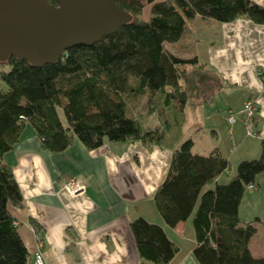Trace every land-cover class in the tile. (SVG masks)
Segmentation results:
<instances>
[{
	"label": "trees",
	"instance_id": "obj_1",
	"mask_svg": "<svg viewBox=\"0 0 264 264\" xmlns=\"http://www.w3.org/2000/svg\"><path fill=\"white\" fill-rule=\"evenodd\" d=\"M111 1L132 17L113 34L90 46H74L56 63L39 68L14 58L0 63V264H29L8 212L9 204H20V191L1 160L26 124L52 153L64 150L74 136L88 149L98 148L103 139L171 147L184 122L186 90L180 80H187L186 66L198 61L171 54L165 43L178 41L185 20L196 15L207 23L247 19L264 25V5L250 0ZM145 6L149 16L142 20ZM126 96L144 97V117L155 115L158 124L145 127L142 115L132 117ZM191 149L192 141L186 139L173 150L167 175L153 197L156 210L173 227L191 216L199 199L192 216L198 264H264V254L254 257L248 248L259 219L241 222L238 217L245 189L264 174V139L258 158L240 161L229 182L204 192L229 163L217 153L199 156ZM130 230L142 260L164 264L174 256L176 247L159 225L136 218ZM262 230L264 236V223Z\"/></svg>",
	"mask_w": 264,
	"mask_h": 264
},
{
	"label": "crops",
	"instance_id": "obj_2",
	"mask_svg": "<svg viewBox=\"0 0 264 264\" xmlns=\"http://www.w3.org/2000/svg\"><path fill=\"white\" fill-rule=\"evenodd\" d=\"M250 1L264 5V0ZM164 46L171 54L195 56L198 61L186 66L187 80H180L186 90L184 122L180 138L171 147L103 139L98 148L88 149L74 136L64 150L52 153L26 124L18 142L2 154L21 195L20 204H9L8 212L29 254V264L37 249L42 251L44 264H153L142 260L136 249L130 230L136 218L159 225L176 247L172 259L164 264H198L193 255L192 216L199 199L190 217L170 227L156 210L153 197L167 175L173 150L186 139L192 141L193 154L217 153L229 163L228 170L202 192L229 182L240 161L260 156L264 82L258 72H264V25L247 19L207 23L196 15L185 20L178 41ZM190 95L193 105L189 109ZM249 99L258 108L255 117L245 121L241 114ZM228 109L238 117L233 124L226 121ZM144 114L140 115L145 127L150 117L158 124L157 116ZM69 180L82 186L76 195L64 186ZM263 187L264 174H259L254 186L246 188L248 195L244 191L238 208L239 217L242 203H255L256 209L251 206L249 213L260 221L256 234L263 225ZM256 234L248 243L253 256V249L261 243L254 240Z\"/></svg>",
	"mask_w": 264,
	"mask_h": 264
},
{
	"label": "water",
	"instance_id": "obj_3",
	"mask_svg": "<svg viewBox=\"0 0 264 264\" xmlns=\"http://www.w3.org/2000/svg\"><path fill=\"white\" fill-rule=\"evenodd\" d=\"M111 0H0V63H56L74 46H90L131 23Z\"/></svg>",
	"mask_w": 264,
	"mask_h": 264
},
{
	"label": "rangeland",
	"instance_id": "obj_4",
	"mask_svg": "<svg viewBox=\"0 0 264 264\" xmlns=\"http://www.w3.org/2000/svg\"><path fill=\"white\" fill-rule=\"evenodd\" d=\"M142 12H143L142 16H141L142 20H147L148 16H149L148 6L144 7ZM1 68L3 70H6L5 67H1ZM125 99H127L126 102H127L128 112H129V114L132 117L135 118V117L139 116L141 113H144V111L146 109V107H145L146 102H145V98L144 97H137V98L133 99V96H128V97L126 96ZM192 100H193V96L190 95L189 101H188V108L189 109L193 105L191 103ZM60 117L63 120V115L61 114V112H60ZM146 125L147 126H154L155 125L154 118L150 117L149 119H147ZM234 169H235V167H231L232 171ZM263 192H264V187H263ZM245 195H248V190H246V189H245ZM242 205H244V207ZM242 205H241L242 207H240V210H239V217L241 219L246 218L247 220H254V217H253L254 215H251V213H249V212H250L251 206L253 207V205H254L253 210L256 209L257 206L255 205V203H253V205H250L249 202H245V203H242ZM263 210H264V208H263ZM261 217H262L261 220L264 223V213L261 214ZM257 226L258 227L260 226V221L259 222L257 221ZM260 237H261V240H259ZM263 238H264L263 230L259 228L258 229V233L256 234L254 240H256V242H258V241L261 242L260 243V247L259 248L257 247L256 249H253L254 251H252L254 256H256V257L262 256L264 254V246H263L264 245V241H263ZM259 252H261V253H259Z\"/></svg>",
	"mask_w": 264,
	"mask_h": 264
},
{
	"label": "built area",
	"instance_id": "obj_5",
	"mask_svg": "<svg viewBox=\"0 0 264 264\" xmlns=\"http://www.w3.org/2000/svg\"><path fill=\"white\" fill-rule=\"evenodd\" d=\"M258 77L261 81L264 82V72L259 71ZM257 104L253 99H249L244 103L243 113L241 116L244 118L245 121L251 120L255 117L257 112ZM236 114L231 110L228 109L226 111V121L228 124H233L237 120ZM248 135L251 133L247 132ZM253 135V134H251ZM64 186L69 191L71 195H76L82 190V186L78 185L75 181L69 180L64 183ZM33 264H44L43 254L40 249H37L33 253Z\"/></svg>",
	"mask_w": 264,
	"mask_h": 264
}]
</instances>
